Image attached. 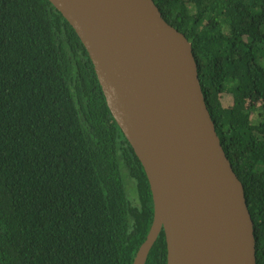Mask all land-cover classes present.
Listing matches in <instances>:
<instances>
[{"label": "trees", "instance_id": "16d2710c", "mask_svg": "<svg viewBox=\"0 0 264 264\" xmlns=\"http://www.w3.org/2000/svg\"><path fill=\"white\" fill-rule=\"evenodd\" d=\"M155 2L193 45L264 264V0ZM153 221L145 168L74 27L50 0H0V264H133ZM167 262L163 229L147 264Z\"/></svg>", "mask_w": 264, "mask_h": 264}, {"label": "water", "instance_id": "95a60500", "mask_svg": "<svg viewBox=\"0 0 264 264\" xmlns=\"http://www.w3.org/2000/svg\"><path fill=\"white\" fill-rule=\"evenodd\" d=\"M87 48L108 106L141 160L167 264H257L255 223L209 110L186 34L155 0H50Z\"/></svg>", "mask_w": 264, "mask_h": 264}, {"label": "rangeland", "instance_id": "374dc122", "mask_svg": "<svg viewBox=\"0 0 264 264\" xmlns=\"http://www.w3.org/2000/svg\"><path fill=\"white\" fill-rule=\"evenodd\" d=\"M231 101L232 103L234 102L233 98H231L230 96H225L224 98H221V102L223 103V105H227Z\"/></svg>", "mask_w": 264, "mask_h": 264}]
</instances>
